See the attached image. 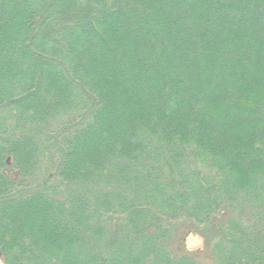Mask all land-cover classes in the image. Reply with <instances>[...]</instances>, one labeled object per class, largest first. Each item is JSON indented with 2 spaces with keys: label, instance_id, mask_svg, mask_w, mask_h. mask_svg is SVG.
I'll use <instances>...</instances> for the list:
<instances>
[{
  "label": "trees",
  "instance_id": "1",
  "mask_svg": "<svg viewBox=\"0 0 264 264\" xmlns=\"http://www.w3.org/2000/svg\"><path fill=\"white\" fill-rule=\"evenodd\" d=\"M0 260L264 264V0H0Z\"/></svg>",
  "mask_w": 264,
  "mask_h": 264
},
{
  "label": "rangeland",
  "instance_id": "2",
  "mask_svg": "<svg viewBox=\"0 0 264 264\" xmlns=\"http://www.w3.org/2000/svg\"><path fill=\"white\" fill-rule=\"evenodd\" d=\"M187 248L190 250H198L203 246V239L196 235L188 236L186 240ZM0 264H3L0 260Z\"/></svg>",
  "mask_w": 264,
  "mask_h": 264
}]
</instances>
